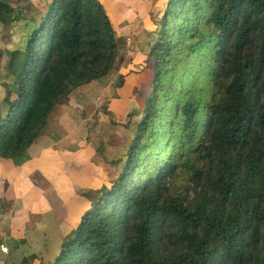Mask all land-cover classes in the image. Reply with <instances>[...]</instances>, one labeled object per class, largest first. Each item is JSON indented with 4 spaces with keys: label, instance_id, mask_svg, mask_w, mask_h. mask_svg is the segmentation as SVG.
I'll list each match as a JSON object with an SVG mask.
<instances>
[{
    "label": "trees",
    "instance_id": "trees-1",
    "mask_svg": "<svg viewBox=\"0 0 264 264\" xmlns=\"http://www.w3.org/2000/svg\"><path fill=\"white\" fill-rule=\"evenodd\" d=\"M163 2L122 169L52 264H264V0ZM103 7L51 0L12 52L0 158L22 156L62 99L112 68L118 39ZM12 11L0 0L3 25ZM181 174L191 190L175 187Z\"/></svg>",
    "mask_w": 264,
    "mask_h": 264
},
{
    "label": "rangeland",
    "instance_id": "rangeland-1",
    "mask_svg": "<svg viewBox=\"0 0 264 264\" xmlns=\"http://www.w3.org/2000/svg\"><path fill=\"white\" fill-rule=\"evenodd\" d=\"M6 1L13 11L0 22V117L15 95L21 56L10 66L12 52L24 50L51 0ZM162 1L101 0L118 39L112 68L62 99L22 156L0 158V264H52L98 189L121 171L141 117L133 110L153 77L146 53ZM182 185L193 187L181 174Z\"/></svg>",
    "mask_w": 264,
    "mask_h": 264
},
{
    "label": "crops",
    "instance_id": "crops-1",
    "mask_svg": "<svg viewBox=\"0 0 264 264\" xmlns=\"http://www.w3.org/2000/svg\"><path fill=\"white\" fill-rule=\"evenodd\" d=\"M115 5H119L118 3H115ZM123 5V4H122Z\"/></svg>",
    "mask_w": 264,
    "mask_h": 264
}]
</instances>
